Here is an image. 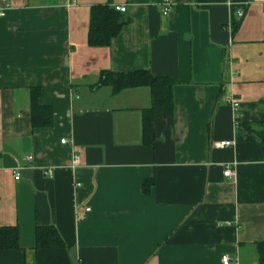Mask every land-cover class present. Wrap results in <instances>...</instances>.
I'll use <instances>...</instances> for the list:
<instances>
[{
  "label": "crops",
  "instance_id": "obj_1",
  "mask_svg": "<svg viewBox=\"0 0 264 264\" xmlns=\"http://www.w3.org/2000/svg\"><path fill=\"white\" fill-rule=\"evenodd\" d=\"M107 2L129 21L90 45L91 8ZM1 11L0 227H17L20 249L0 250V264H260L264 0H175L167 16L162 0H0ZM140 69L175 83L174 115L148 146L150 88L99 85L103 71ZM33 88L52 126L32 127ZM50 225L65 248L35 247Z\"/></svg>",
  "mask_w": 264,
  "mask_h": 264
},
{
  "label": "trees",
  "instance_id": "obj_2",
  "mask_svg": "<svg viewBox=\"0 0 264 264\" xmlns=\"http://www.w3.org/2000/svg\"><path fill=\"white\" fill-rule=\"evenodd\" d=\"M123 12L111 6L109 2L92 6L91 22L88 41L93 46H109L111 41L123 30L127 20ZM108 84L112 87V94L135 87H149L151 91V105L142 109V142L154 145L156 133L154 123L159 118L173 117L175 109L174 81L169 77H157L148 69L132 70V72L103 71L99 85ZM40 89L33 88L31 95L30 118L32 127H47L54 123L53 110L49 105L38 103ZM153 179L143 184L144 192H149ZM35 247L37 249L65 248L60 232L54 225L37 226ZM19 248V233L16 226L0 227V250L8 251ZM260 264H264V242L256 247Z\"/></svg>",
  "mask_w": 264,
  "mask_h": 264
},
{
  "label": "built area",
  "instance_id": "obj_3",
  "mask_svg": "<svg viewBox=\"0 0 264 264\" xmlns=\"http://www.w3.org/2000/svg\"><path fill=\"white\" fill-rule=\"evenodd\" d=\"M174 2H175V0H162V14H164L166 16L169 15L170 11L173 8ZM115 8L117 10L122 11V12L126 10V7H124V6H115ZM1 14H2V11L0 12V15ZM243 15H244V12H242L241 10L236 11V16L238 18L243 17ZM234 105L238 106L239 104L238 103H234ZM66 142H67L66 139L62 138L61 143H66ZM234 144H235V141H230V140H222V141H220V145L222 147L233 146ZM31 159H32L31 156L27 157V160H31ZM73 160H74L73 165L77 166V164L80 161L78 153L74 154ZM13 174H14L16 180H20L21 176H20V172H19L18 169H16L13 172ZM224 174H225V176H228V177H231V178H235L236 172L234 170H232L231 168L226 167ZM89 210L90 209H87V211H89ZM230 263H231L230 256H228L227 254H224L223 257H222V264H230Z\"/></svg>",
  "mask_w": 264,
  "mask_h": 264
}]
</instances>
